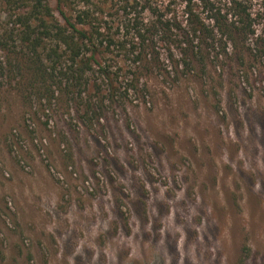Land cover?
<instances>
[{
    "label": "rangeland",
    "instance_id": "rangeland-1",
    "mask_svg": "<svg viewBox=\"0 0 264 264\" xmlns=\"http://www.w3.org/2000/svg\"><path fill=\"white\" fill-rule=\"evenodd\" d=\"M154 49L89 128L0 95V264H264V61L201 77Z\"/></svg>",
    "mask_w": 264,
    "mask_h": 264
},
{
    "label": "trees",
    "instance_id": "trees-1",
    "mask_svg": "<svg viewBox=\"0 0 264 264\" xmlns=\"http://www.w3.org/2000/svg\"><path fill=\"white\" fill-rule=\"evenodd\" d=\"M56 1L0 0V95L31 113L57 104L89 128L139 93L138 69L159 60L160 43L186 75L264 61V0Z\"/></svg>",
    "mask_w": 264,
    "mask_h": 264
}]
</instances>
